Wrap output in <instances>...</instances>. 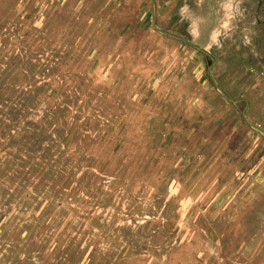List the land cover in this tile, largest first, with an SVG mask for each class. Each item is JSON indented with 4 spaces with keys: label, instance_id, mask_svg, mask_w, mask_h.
I'll list each match as a JSON object with an SVG mask.
<instances>
[{
    "label": "rangeland",
    "instance_id": "rangeland-1",
    "mask_svg": "<svg viewBox=\"0 0 264 264\" xmlns=\"http://www.w3.org/2000/svg\"><path fill=\"white\" fill-rule=\"evenodd\" d=\"M0 264H264V0H0Z\"/></svg>",
    "mask_w": 264,
    "mask_h": 264
}]
</instances>
